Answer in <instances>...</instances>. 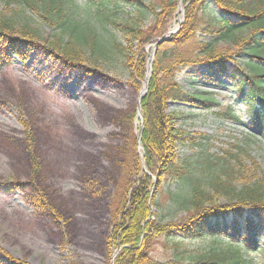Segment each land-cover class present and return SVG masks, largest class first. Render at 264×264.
<instances>
[{
  "label": "rangeland",
  "instance_id": "374dc122",
  "mask_svg": "<svg viewBox=\"0 0 264 264\" xmlns=\"http://www.w3.org/2000/svg\"><path fill=\"white\" fill-rule=\"evenodd\" d=\"M74 1L81 9L87 8L84 0ZM185 1L180 0L168 30L173 31L171 35L185 20ZM132 12L131 7H125L121 16ZM142 25L149 26L148 22ZM40 30L46 37L51 34L47 26L40 25ZM113 34L122 38L118 31ZM150 35L144 40L154 37ZM141 43L131 46L133 53L139 51ZM155 43L143 47L148 55L153 54ZM158 48L152 61L148 60L147 74L141 82H135L121 63H96L89 53L77 68L67 67L42 48L36 49L26 63L14 55L13 61L0 66V180L35 179V193L55 214L38 209L29 197L31 191H0V246L6 251L30 264H114L121 247L113 253L106 240L128 159L135 152L141 159L144 156V115L138 109L139 96L150 65L153 74ZM6 51L0 41V57ZM235 51L233 48L235 58L242 61ZM185 71H179L178 79L186 89L209 92L220 105L201 109L188 103H168L169 112L179 113L178 125L190 137H197L198 144L190 141L180 146L179 156L188 158L192 167L197 172L203 170L209 179L232 166L237 169V185L264 180V126L259 129L251 124L246 103L238 99V87L218 75H205L209 76L207 80L192 84ZM135 113L130 121L128 116ZM32 155L40 165L37 174L31 166ZM143 173L153 178L151 195L158 205H152L151 212L160 216L162 224L177 222L189 214L182 203L188 195L183 180L162 176L159 182L157 174L142 160ZM216 200L221 205L227 203L224 196ZM228 242L208 235L160 236L153 244V260L147 264L190 263L200 254L228 246ZM259 246L261 251L247 254L262 264L264 239Z\"/></svg>",
  "mask_w": 264,
  "mask_h": 264
},
{
  "label": "trees",
  "instance_id": "16d2710c",
  "mask_svg": "<svg viewBox=\"0 0 264 264\" xmlns=\"http://www.w3.org/2000/svg\"><path fill=\"white\" fill-rule=\"evenodd\" d=\"M84 1L85 10L74 0H0V41L7 50L0 57V66L13 61L14 55L26 63L36 49L42 48L69 68H77L89 53L96 63H121L135 82L144 80L148 55L143 47L152 38L167 34L180 0ZM125 7H131L133 12L121 16ZM184 7L185 20L180 30L159 44L153 60V74L141 101L144 156L141 159L135 152L126 162L125 180L116 194L112 230L106 243L113 253L121 247L114 264H147L153 260V244L160 236L208 235L226 238L229 245L200 254L190 263L178 261L179 264H258L247 253L261 251L259 243L264 239V180L237 185V169L232 166L210 179L203 170L197 172L191 161L178 153L187 142L198 144L197 137H190L178 125L179 113L169 112L168 103H188L201 109L218 106L220 102L211 93L186 89L178 74L187 70L185 77L192 84L207 80L209 76L205 75L223 76L238 87V99L246 103L251 124L262 129L264 0H186ZM143 22L149 26L144 27ZM40 25L51 30L49 37L41 33ZM149 34L154 37L145 41ZM136 42L142 43L133 53L131 46ZM233 48L242 61L235 58ZM136 114L128 116L130 121ZM28 137L31 140L30 131ZM142 160L149 171L157 174L159 182L163 176L186 183L188 195L182 202L188 209L186 217L162 224L160 216L151 212V206L158 205V201L151 195L152 176L141 175ZM31 166L37 174L40 165L34 155ZM37 190L35 179L0 180L1 192L31 191V202L55 216L41 195L37 196ZM218 196L226 197L227 203L218 204ZM262 257L264 264V250ZM0 264L30 263L0 246Z\"/></svg>",
  "mask_w": 264,
  "mask_h": 264
},
{
  "label": "water",
  "instance_id": "95a60500",
  "mask_svg": "<svg viewBox=\"0 0 264 264\" xmlns=\"http://www.w3.org/2000/svg\"><path fill=\"white\" fill-rule=\"evenodd\" d=\"M172 32L173 31H170V32H168L167 35H165L164 37L158 39V41L155 43L156 46H155L154 52L157 49V45L162 43L164 40H168L170 38V35H171ZM148 71H149V75L146 78L145 86L142 88V91H141L140 96H139V106H138L139 111H141V101H142L143 97L145 96V94L147 93V90H148V87H149V80H150V77L152 75V67H151V65L149 66V70ZM142 121H143V117H142ZM142 130H143V123H142Z\"/></svg>",
  "mask_w": 264,
  "mask_h": 264
}]
</instances>
